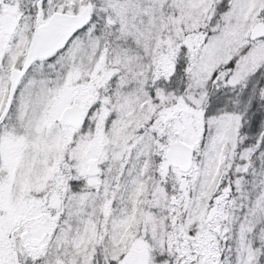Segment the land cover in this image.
Listing matches in <instances>:
<instances>
[{"label":"snow or ice","instance_id":"1","mask_svg":"<svg viewBox=\"0 0 264 264\" xmlns=\"http://www.w3.org/2000/svg\"><path fill=\"white\" fill-rule=\"evenodd\" d=\"M0 264H264V0H0Z\"/></svg>","mask_w":264,"mask_h":264}]
</instances>
